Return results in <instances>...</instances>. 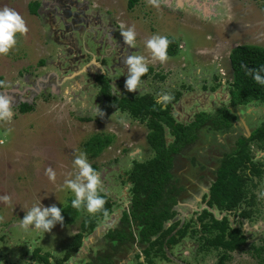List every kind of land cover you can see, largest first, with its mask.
<instances>
[{
  "label": "rangeland",
  "instance_id": "obj_1",
  "mask_svg": "<svg viewBox=\"0 0 264 264\" xmlns=\"http://www.w3.org/2000/svg\"><path fill=\"white\" fill-rule=\"evenodd\" d=\"M34 2L38 6L32 12ZM65 4L71 11L81 8L80 16L87 20L82 26L87 30L62 31V20L56 18L52 6L60 13ZM4 8L22 17L27 32L17 33L13 48L0 54V94L10 96L13 112L10 121L0 120V197H9L8 201L0 199V264H41L32 258L35 249L49 253L51 264H84L105 247L106 232L120 223L121 211L129 207L127 172L133 161L152 155L146 141L148 129L145 122L120 111L99 94L96 77L100 74L111 82L112 97L172 95L171 113L181 123L190 122L197 112L214 113L221 107L235 113L229 133L203 128L200 139L174 159L173 172L188 187L177 206L181 213L176 219L178 224L190 225V234L176 246H166L164 254L153 257V250L149 256L155 258L153 264H216L218 249H200L206 235L198 220L205 207L201 198L215 179L219 157L234 149L239 136H248L264 121V105L233 108L229 104V53L240 44L264 48L263 2L136 0L130 7L129 0H0V10ZM65 21L71 18L65 17ZM128 29L136 33L131 46L122 35ZM154 35L175 38L176 55L164 62L154 59L146 47ZM130 55L143 56L148 67L134 92L125 88L124 60ZM100 66V71L95 69ZM50 84L57 85L54 92ZM18 96L31 104L30 111L21 112L18 101L12 103ZM93 135H109L112 140L96 157L84 151ZM166 138L172 140L168 130ZM250 150L253 161L262 163L263 173L248 182L247 199L235 215L228 216L230 225L241 229L246 243L230 252L226 264H264V250L255 251L264 247V155L255 159L257 152H264V142H252ZM81 154L95 167L112 208L98 218L92 233L83 236L79 250L62 262L82 217L90 214L85 208L74 223L58 222L49 232L26 230L20 223L34 204H55L62 209L69 198H75L65 180L75 177L78 169L73 161ZM48 169L55 173L54 179L49 178ZM251 194L252 205L248 203ZM248 207L253 211L250 218L237 217ZM211 212L222 216L215 208ZM145 261L135 244L114 256L115 264Z\"/></svg>",
  "mask_w": 264,
  "mask_h": 264
},
{
  "label": "trees",
  "instance_id": "obj_2",
  "mask_svg": "<svg viewBox=\"0 0 264 264\" xmlns=\"http://www.w3.org/2000/svg\"><path fill=\"white\" fill-rule=\"evenodd\" d=\"M253 1L263 2L264 6V0ZM135 2L136 0H129V6L132 7ZM37 6V3H32L30 10L35 12ZM167 38L170 41L167 55L174 56L178 50L176 39ZM229 63L232 70L230 106L250 103L264 105V85L257 83L251 74H246L247 69H259L264 66V48L255 44L237 45L229 53ZM97 83L100 87L99 94L105 100H112L120 111L146 123L148 129L146 141L152 155L144 161H133L127 172L130 205L121 211L119 225L106 232L105 247L98 249L85 264H115L114 256L132 244L141 249L148 263H152L149 257L151 251L154 250V255L164 254V246H173L190 234L188 223L178 227V222H173L164 227L174 219L176 215L174 208L185 191L184 184L173 173L175 157L185 147L195 144L200 139L203 128L220 134L230 131L235 114L228 107H221L214 113L197 112L194 118L185 124L173 117L172 101L164 107L157 104L156 99L148 93L140 96L128 94L112 97L106 76L97 77ZM31 109L32 106L27 103L20 106V111L24 113ZM167 130L172 137L170 142L166 138ZM111 142L109 135H93L85 143L84 151L96 157ZM252 142H264V121L249 136H239L234 149L223 153L215 170V179L211 182L208 192L202 196L205 207L200 212L198 220L206 235L200 249H218L220 253L216 264H226L230 260V252L240 249L246 243V237L241 229L230 225L228 214L235 215L241 203L248 197V182L263 173L262 163L253 161L250 150ZM195 161L194 159L193 163ZM100 194L106 199L104 208L108 213L112 208V201L105 193ZM249 199L248 203L252 205L254 196L251 194ZM71 201L72 198H69L61 213L64 217L63 222L67 224L74 223L80 214V209L73 208ZM213 208L224 212L225 215L221 218L215 217L211 212ZM252 214V209L248 207L240 210L237 217L247 219ZM104 215L105 212L100 211L82 217L79 231L74 235L62 262L78 251L83 236L92 233L97 226L98 218ZM263 250L264 247L255 248L257 253ZM32 258L41 264H51L50 254L40 253L38 249L34 250Z\"/></svg>",
  "mask_w": 264,
  "mask_h": 264
},
{
  "label": "clouds",
  "instance_id": "obj_3",
  "mask_svg": "<svg viewBox=\"0 0 264 264\" xmlns=\"http://www.w3.org/2000/svg\"><path fill=\"white\" fill-rule=\"evenodd\" d=\"M25 32H27L25 22L18 13L8 8L0 10V54L6 55L16 44V34ZM122 35L129 46L133 45L136 35L133 29H128ZM169 44L170 41L166 36L154 35L147 41L146 47L151 50L154 59L164 62L168 59ZM124 63L127 66L125 88L134 92L142 83L141 77L148 72L145 58L130 55L125 58ZM261 73H264V66L259 69H247L246 74H251L257 83L264 85V75ZM173 98L167 93L160 94L156 98V103L166 107ZM10 105L11 98L0 94V120H11L13 112ZM262 155L264 152H257L255 159H259ZM73 165L78 169V172L74 178L65 180V187L74 193L75 198L71 201L72 207L76 209L83 207L90 214L100 211H104L106 214L104 208L106 199L100 194L104 189L100 187L101 180L97 171L93 169L85 154L77 156ZM48 174L50 179L55 178V173L51 169H48ZM0 199L8 201L9 197L4 196ZM61 213L62 209L55 204L48 207H44L41 202L34 204L21 219L20 227L26 230L31 227L35 230L49 232L58 222H63L64 217Z\"/></svg>",
  "mask_w": 264,
  "mask_h": 264
},
{
  "label": "flooded vegetation",
  "instance_id": "obj_4",
  "mask_svg": "<svg viewBox=\"0 0 264 264\" xmlns=\"http://www.w3.org/2000/svg\"><path fill=\"white\" fill-rule=\"evenodd\" d=\"M78 5V4H77ZM37 9V8H36ZM52 9H54V13L55 14H57L56 16L54 15V17H56V18H60L61 20H62V23H63V26H64V29L62 30V31H69V30H79V29H84V30H87L86 28H84L83 26H82V24H84V23H87V20L86 19H83V18H81V16L80 15H82L83 14V11L81 10V8H79V6H77V9H75L74 11H71L69 8H68V4L66 5L65 4V6L61 9V11H60V13L57 11V9H58V7L57 6H52ZM65 17H68V18H71V21H68V22H66L65 21ZM75 24V25H74ZM89 30V29H88ZM90 54H92L91 52H90ZM74 62H76L77 60H78V58L77 57H75L74 59ZM93 66H95V65H93ZM102 66H100L99 68H95V69H97L98 71H100V68H101ZM101 75V74H100ZM100 75H98L97 77H99ZM97 77H96V82H97ZM42 81V79L40 80V82ZM108 82H109V84H110V88H111V82L108 80ZM55 86H57V85H55V84H50V91L51 92H54V91H52V89H53V87H55ZM42 89V88H41ZM39 91V90H38ZM13 92L12 91H10V94L9 95H11ZM35 93H36V91H35ZM10 97V96H9ZM13 101L15 102V101H18V106L19 105H22V104H24V103H28V102H26V101H23V100H21V96H18V98H15V99H13L12 100V103H13ZM29 104V103H28ZM250 104H255V103H250ZM31 105V104H30ZM238 106H240V105H238ZM236 106H234L233 108H235ZM230 109V108H229ZM232 113H234L232 110H230ZM235 114V113H234ZM236 115H235V119H234V121H233V125H234V123H235V120H236ZM233 125H232V127H233ZM255 129V128H254ZM253 129V130H254ZM252 130V131H253ZM251 131V132H252ZM230 131H228L227 133H229ZM251 132H250V134H251ZM216 133V132H215ZM249 134V135H250ZM248 135V136H249ZM241 136H243V135H241ZM244 136H247L246 134H244ZM238 139V138H237ZM236 139V140H237ZM236 142V141H235ZM235 145V144H234ZM188 147V146H187ZM187 147H185L183 150H182V152L187 148ZM181 152V153H182ZM180 153V154H181ZM225 153V152H224ZM223 155V154H222ZM222 155L219 157V159L222 157ZM176 158V157H175ZM174 173V172H173ZM180 180H181V176L179 177V176H177ZM187 177V176H186ZM188 178V177H187ZM182 181V180H181ZM183 184H184V187H185V191H184V193L185 192H187L188 191V187H187V185L184 183V182H182ZM201 189V188H200ZM183 193V194H184ZM183 194L181 195V197L179 198V201H178V203L176 204V206H175V210H176V215H175V217H174V219L172 220V221H170L169 222V224L170 223H173V222H179L177 219H176V217H177V215H179L180 213H181V210L180 209H178L177 208V206H179V204H180V199L182 198V196H183ZM203 196V195H202ZM201 200H202V198H201ZM223 215H225V213L223 212L222 213V216ZM232 214H228V216H231ZM221 216V217H222ZM220 217V218H221ZM184 223H180V224H178V227H181L182 225H183ZM165 227V226H164ZM176 231V230H175ZM174 231V232H175ZM173 232V233H174ZM184 239V238H183ZM182 239V240H183ZM181 240V241H182ZM181 241H179L178 243H176L175 245H173V246H176L177 244H179ZM82 245V244H81ZM173 246H170V247H173ZM81 247V246H80ZM79 247V248H80ZM165 247L166 246H164V249H165ZM79 248H78V250H79ZM156 255H154L153 257H155ZM140 257V256H139ZM139 257H138V259H139ZM143 258L146 260L145 262H146V264H153V262H154V259L155 258H150L151 260H152V263H148L147 262V259H146V256L143 254ZM114 260V259H113ZM139 261H140V259H139ZM115 263V262H114Z\"/></svg>",
  "mask_w": 264,
  "mask_h": 264
},
{
  "label": "crops",
  "instance_id": "obj_5",
  "mask_svg": "<svg viewBox=\"0 0 264 264\" xmlns=\"http://www.w3.org/2000/svg\"><path fill=\"white\" fill-rule=\"evenodd\" d=\"M119 225V224H118ZM85 264V263H84Z\"/></svg>",
  "mask_w": 264,
  "mask_h": 264
},
{
  "label": "bare ground",
  "instance_id": "obj_6",
  "mask_svg": "<svg viewBox=\"0 0 264 264\" xmlns=\"http://www.w3.org/2000/svg\"><path fill=\"white\" fill-rule=\"evenodd\" d=\"M181 1V0H180Z\"/></svg>",
  "mask_w": 264,
  "mask_h": 264
}]
</instances>
